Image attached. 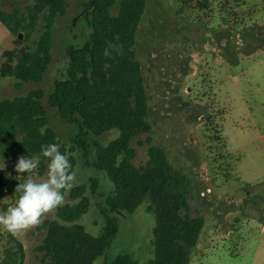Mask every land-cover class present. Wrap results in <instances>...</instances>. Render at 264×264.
<instances>
[{"label":"rangeland","instance_id":"374dc122","mask_svg":"<svg viewBox=\"0 0 264 264\" xmlns=\"http://www.w3.org/2000/svg\"><path fill=\"white\" fill-rule=\"evenodd\" d=\"M86 1L66 0L64 13L53 24L47 70L38 82L19 84L3 75V68L24 46L39 39L43 20H38L29 39L27 31L13 33L0 22V99L41 91L47 124L66 151L73 147L75 183L84 185L89 200L77 224L98 236L104 225L100 207L113 186L93 166L94 143L106 146L119 132L89 134L84 155L72 143L76 124L61 119L48 101L55 81L65 75L69 45L81 43L80 35L89 32ZM27 4L0 0V11L24 13ZM135 54L148 97L149 127L131 141V162L144 166L150 147L160 146L169 161L192 178L194 190L186 211L201 217L203 226L188 264H264V0H144ZM208 125L217 128L224 146L212 140ZM17 161L9 157L0 161V214L15 206L10 193L13 180L47 179L48 162L40 161L34 173L19 174L14 170ZM91 179L96 180L95 194ZM78 200L68 192L59 207ZM147 204L119 215L117 234L94 264L121 254L142 263L153 259L155 216L146 211ZM58 208L18 239L24 250L22 264H45L38 248L44 223L57 219ZM6 236L0 226V250Z\"/></svg>","mask_w":264,"mask_h":264},{"label":"trees","instance_id":"16d2710c","mask_svg":"<svg viewBox=\"0 0 264 264\" xmlns=\"http://www.w3.org/2000/svg\"><path fill=\"white\" fill-rule=\"evenodd\" d=\"M25 1L24 13L0 11V22L13 33L27 31L26 39L38 20H43L39 39L24 46L3 68V75L14 77L19 84L42 79L50 60L53 24L66 7V0ZM83 9L88 10L85 18L89 32L80 35L81 43L69 45L65 75L55 81L48 101L61 119L76 124L78 131L72 143L84 155L88 153L89 134L99 136L113 129L119 132L106 146L94 143L93 166L106 175L113 190L100 207L104 218L101 232L93 236L77 224L89 208L85 187L72 188L70 198L79 200L59 207L57 219L44 223L45 235L38 249L45 264H94L117 234L119 215L134 213L146 201V211L155 216L153 259L142 263L132 255L121 254L105 264H188L203 226L201 217H191L186 211L194 190L192 178L174 166L160 146L150 147L144 166L136 167L131 162V141L149 127L148 97L135 54L144 0H87ZM41 98V91L32 90L23 96L0 99V161L26 156L49 163L41 155V146L56 143L74 169L73 147L66 151L48 126ZM207 127L212 140L224 146L217 128ZM25 180L15 179L10 186L15 205L21 195L15 190ZM91 181L95 194L96 180ZM183 210L186 212L181 214ZM23 260L22 244L7 232L0 264H22Z\"/></svg>","mask_w":264,"mask_h":264},{"label":"clouds","instance_id":"9594fccd","mask_svg":"<svg viewBox=\"0 0 264 264\" xmlns=\"http://www.w3.org/2000/svg\"><path fill=\"white\" fill-rule=\"evenodd\" d=\"M41 155L49 160L47 179L37 182L28 176L15 190L21 193L16 205L0 214V226L17 239L42 224L49 213L64 203L66 194L76 186L77 172L73 170L69 157L60 152L58 144L42 145ZM39 164V157L20 156L14 170L19 174H30L38 169Z\"/></svg>","mask_w":264,"mask_h":264},{"label":"water","instance_id":"95a60500","mask_svg":"<svg viewBox=\"0 0 264 264\" xmlns=\"http://www.w3.org/2000/svg\"><path fill=\"white\" fill-rule=\"evenodd\" d=\"M19 38H21V36L19 35Z\"/></svg>","mask_w":264,"mask_h":264}]
</instances>
